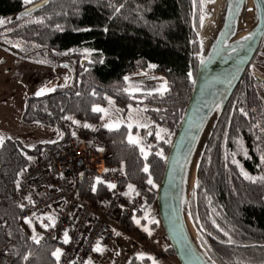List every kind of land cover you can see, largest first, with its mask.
Segmentation results:
<instances>
[{
    "label": "trees",
    "instance_id": "16d2710c",
    "mask_svg": "<svg viewBox=\"0 0 264 264\" xmlns=\"http://www.w3.org/2000/svg\"><path fill=\"white\" fill-rule=\"evenodd\" d=\"M36 1L0 0V19L10 20ZM200 1L53 0L29 16L11 20L30 19L21 26L26 38L35 44L30 53L40 52L53 61L85 58L91 75L82 77L74 87L30 97L24 121L63 127L61 118L71 115L98 123L101 113L92 108L104 105L108 95L120 106L133 101L113 85L152 64L154 72L164 74L169 81L167 93L157 101L162 109L154 116L176 132L201 53ZM233 110L230 116L225 107L203 154L191 195L192 218L201 243L219 264H264V180L260 179L264 172H257L254 161L241 163L248 148L253 153L257 147H264V130L255 127L250 114H240L238 105ZM99 129L112 151L111 163L125 171L133 193L145 196L144 208L146 202L148 205L155 199L156 191L147 180L151 177L156 186L159 184L172 139L149 148L145 159L140 145L128 142L127 127ZM153 134L148 140H154ZM160 152L163 159L157 155ZM145 165L147 173L143 171ZM26 167L23 161L5 162L0 152V264H56L52 253L59 244L48 241L39 246L32 239L38 234L37 228L19 218L13 195ZM241 168L256 182L245 179ZM131 219L125 224L127 231ZM163 253L174 257L170 246ZM131 264H149V260L134 259Z\"/></svg>",
    "mask_w": 264,
    "mask_h": 264
},
{
    "label": "rangeland",
    "instance_id": "374dc122",
    "mask_svg": "<svg viewBox=\"0 0 264 264\" xmlns=\"http://www.w3.org/2000/svg\"><path fill=\"white\" fill-rule=\"evenodd\" d=\"M209 1L211 0L200 1L202 17L203 6ZM249 9L252 7L250 6ZM0 20L4 21V24L0 25V140L3 141L0 143V152L7 163L23 161L29 166L39 153L61 141L66 132L64 127L59 125L24 121L23 115L28 99L47 95L56 88L78 85L82 77H91L89 64L85 58L53 61L40 52L30 53L35 44L26 38L21 27L30 19L22 20L23 22H12L11 19L6 18ZM66 26L72 28L70 24ZM64 62L67 63V67H64ZM250 69L264 73V44L260 53L251 62ZM125 77L128 79L126 80ZM113 88L117 92L127 94L133 101L126 106H120L115 103L112 96L108 95L104 105L95 106L105 110L100 112L99 122H87L96 125L97 128L108 130L127 127L128 137L131 135L133 139L138 140L139 147L146 153L160 141L173 140L176 132L161 125L154 116L162 109L157 101L162 99L169 89L168 79L164 74L154 72V65L127 74L123 80L114 84ZM41 90H44L43 94L37 95ZM109 99L112 101L111 104ZM64 117L74 116H63L61 125ZM76 118L79 121H86ZM129 123L132 124L131 129L128 127ZM109 124L113 125L111 129L106 127ZM161 130H163L162 139H157L156 133ZM149 132L154 133L152 141L148 140ZM238 165L241 167L240 163ZM157 187L158 185L155 186V199L148 205L146 202L147 206L145 205L129 222L130 230L118 232L120 235H116L117 232L112 234L101 244L103 251L92 254L87 264H131L134 259L143 260L148 257L152 258L148 259L149 264L153 262L178 264L175 256L168 257L163 253L170 245L159 219L156 203ZM141 195L145 198L143 194ZM136 220L140 221L139 225L136 224ZM144 228H147L151 235L145 232Z\"/></svg>",
    "mask_w": 264,
    "mask_h": 264
},
{
    "label": "built area",
    "instance_id": "2783aa9c",
    "mask_svg": "<svg viewBox=\"0 0 264 264\" xmlns=\"http://www.w3.org/2000/svg\"><path fill=\"white\" fill-rule=\"evenodd\" d=\"M62 125L64 138L25 168L13 197L20 221L26 224L30 219L31 225H26L37 228V244H59L62 255L59 261L55 257L56 264H87L97 243L101 246L107 236L125 232V224L142 210L145 198L129 190L125 171L111 163L112 151L96 125L76 117H64ZM108 184L116 187L109 189ZM48 216L54 218V227L45 219Z\"/></svg>",
    "mask_w": 264,
    "mask_h": 264
},
{
    "label": "water",
    "instance_id": "95a60500",
    "mask_svg": "<svg viewBox=\"0 0 264 264\" xmlns=\"http://www.w3.org/2000/svg\"><path fill=\"white\" fill-rule=\"evenodd\" d=\"M51 1L38 0L11 20L29 16ZM261 3L258 8L257 0H224L219 24L208 45L199 38L201 53L193 88L156 192L160 223L178 264H219L198 237L190 201L211 135L264 38V0ZM247 11L251 18L245 25Z\"/></svg>",
    "mask_w": 264,
    "mask_h": 264
},
{
    "label": "flooded vegetation",
    "instance_id": "af4514ba",
    "mask_svg": "<svg viewBox=\"0 0 264 264\" xmlns=\"http://www.w3.org/2000/svg\"><path fill=\"white\" fill-rule=\"evenodd\" d=\"M263 44L264 38L252 61H254L255 57L260 53ZM250 65L246 69L239 85L227 103L228 106L226 105V107L230 110V116H232L234 107L238 105L240 114H250L251 118L255 121V127L264 130V73L260 71H251ZM241 110H243V112ZM262 155H264V147H257L253 153L250 152V149L248 148V155H245L241 163L244 165L246 162L250 163L251 161H254L255 168L261 175L264 170V164H261L260 162V157Z\"/></svg>",
    "mask_w": 264,
    "mask_h": 264
},
{
    "label": "snow or ice",
    "instance_id": "6c2138e0",
    "mask_svg": "<svg viewBox=\"0 0 264 264\" xmlns=\"http://www.w3.org/2000/svg\"><path fill=\"white\" fill-rule=\"evenodd\" d=\"M31 2H32V0H24V3H25V4H28V3H31ZM211 2H214V0H211ZM261 6H262L261 0H257V7L259 8V7H261ZM117 11H119V9H117ZM249 11H251V9H249ZM3 24H4V21H3V20H0V25H3ZM202 24H203V17H201V26H202ZM87 30H88V29H84V31H87ZM250 38H251V37H245V40L250 39ZM64 55H67V53H64ZM85 55H90V53H87V52H86ZM201 62L204 63V61H201ZM100 63H103V61L101 60ZM64 67H67V65H64ZM189 75H191V74H189ZM65 79L67 80V77H66ZM125 79L127 80L128 78L125 77ZM52 90H54V89H52ZM43 91H44V90H41V92H38L37 95H41V94H43ZM93 94H95V93H93ZM111 103H112V101L109 99V104H111ZM92 111H93V112H105L104 109L99 108V107H93V108H92ZM241 111L243 112V110H241ZM244 114L246 115V113H244ZM65 119H71V117H65ZM72 123L75 124V123H78V122L75 121V120H73ZM83 126H84L85 128H89V127H90V125H88V124H85V125H83ZM112 126H113V125H111V124L106 125V127H109L110 129H111ZM140 126L143 127V125H140ZM128 127H129V129H131L132 124L129 123V124H128ZM162 131H163V130L158 131V132L156 133V138H157V139H162V136H161V132H162ZM73 135H74V133H73ZM148 135H152V133L149 132ZM2 142H3V141L0 140V143H2ZM128 142H129L130 144H134V145L139 143V141L136 140V139H133L131 135H129V137H128ZM168 142H169V141H165V143H168ZM140 151H141L142 154H144L145 159H147V153L145 152V150H144L143 148H141ZM157 155H159L162 159L164 158L162 152L157 153ZM245 155H247V154L245 153ZM29 159H31V158L29 157ZM260 162H261V164H264V155H262V156L260 157ZM232 163L238 165V162H237L236 160H233ZM238 166H239V165H238ZM106 171H107V170H106ZM143 171H144L145 173H147V172L149 171V168H148L147 165L144 166ZM241 173H242V175L244 176L245 179H247V180H251L253 183L256 182L255 179H254L253 177L249 176L247 172H244L242 168H241ZM260 179L264 180V177H261ZM97 183H103V181L97 179ZM147 183H148L149 185H152L153 187L156 186V185L153 183V180L151 179V177L148 178ZM107 186H108L109 189H112V188H115V187H116L114 184H108ZM93 190H95V189H93ZM129 190H130V191H133V190H134V189L132 188L131 185H129ZM28 199H29V202H31V198L28 197ZM21 207H23V205H21ZM45 219H47L48 221H50V226H53V227L55 226V220H54L53 217L48 216V217H45ZM135 222H136L137 225L140 224V221H139V220H136ZM25 223L31 225V220H30V219H26V220H25ZM151 223H158V222H157V221H151ZM46 227H47V226H46ZM144 231H145V232H149V230H148L147 228H144ZM116 235H120V233L117 232ZM149 235H151L150 232H149ZM225 235H227V233H225ZM32 239H33L36 243H39V238H38V237L33 236ZM63 242H64L65 244H67V243L69 242V236H68V233H67V232L64 233V240H63ZM230 242H231V241H230ZM94 251H96V252H102V251H103V249L100 247L99 243H97V245H96ZM52 255L56 257L57 261H59V258H60V256L62 255V253H61V251H60L59 249H57L55 252L52 253ZM141 258H143V257H141ZM24 259L27 260L28 257L25 256ZM148 259H152V258H151V257H148ZM153 264H155V262H153Z\"/></svg>",
    "mask_w": 264,
    "mask_h": 264
},
{
    "label": "bare ground",
    "instance_id": "6f19581e",
    "mask_svg": "<svg viewBox=\"0 0 264 264\" xmlns=\"http://www.w3.org/2000/svg\"><path fill=\"white\" fill-rule=\"evenodd\" d=\"M224 0H214V2H206L203 6V24L202 29L200 31V40L202 41L203 45H208L209 41L211 40L216 27L219 24L222 8H223ZM252 7V4L249 7ZM252 10V9H251ZM251 18V14L249 11L245 12L244 14V24L246 25ZM87 146H91L87 140H83ZM137 215V214H136ZM126 232V230H125Z\"/></svg>",
    "mask_w": 264,
    "mask_h": 264
},
{
    "label": "crops",
    "instance_id": "0c3cea01",
    "mask_svg": "<svg viewBox=\"0 0 264 264\" xmlns=\"http://www.w3.org/2000/svg\"><path fill=\"white\" fill-rule=\"evenodd\" d=\"M64 138V137H63Z\"/></svg>",
    "mask_w": 264,
    "mask_h": 264
}]
</instances>
